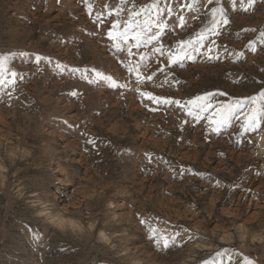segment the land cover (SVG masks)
Here are the masks:
<instances>
[{
	"label": "rangeland",
	"instance_id": "rangeland-1",
	"mask_svg": "<svg viewBox=\"0 0 264 264\" xmlns=\"http://www.w3.org/2000/svg\"><path fill=\"white\" fill-rule=\"evenodd\" d=\"M151 2L117 16L118 0H0V264H264V116L237 146L242 116L212 131L197 108L205 96L264 108V0H221L216 32L206 0H159L171 16L141 11ZM149 35L164 56L134 46Z\"/></svg>",
	"mask_w": 264,
	"mask_h": 264
},
{
	"label": "snow or ice",
	"instance_id": "snow-or-ice-1",
	"mask_svg": "<svg viewBox=\"0 0 264 264\" xmlns=\"http://www.w3.org/2000/svg\"><path fill=\"white\" fill-rule=\"evenodd\" d=\"M57 3L60 2V0H56ZM87 2V0H85ZM130 2V0H118V4L116 5V11H117V16H119V13L124 10L126 5ZM235 2V0H233ZM241 4L247 3L248 5H251L254 3V0H240ZM197 3V0H191L190 3L186 4H181L179 7L182 9L184 7H187L189 9H194L195 4ZM206 4L212 6L210 9L211 17H212V27L208 30L210 32H216L217 30V25L223 24V25H228L229 24V19L226 16V13L224 12V9L222 7H219L221 4V0H206ZM143 12H147L149 16L152 15V12H155L156 16H160L161 13H165L166 15L171 16L172 15V9H162L159 6V0H152V2L146 6L145 8L141 9ZM140 15V11H136V5L133 4L132 8L128 10V19L124 22L123 24V32L121 33V36L127 37L131 28V24L134 21L135 17H138ZM154 18V17H153ZM100 21V17H97V22ZM177 25L179 27H185L187 26V20L181 13L177 17ZM121 25L118 23H111L110 24V29L107 32V37L109 40H114L115 39V32L120 29ZM157 29L158 32H161L164 30V24L161 21H157ZM145 32H147V29H144ZM138 36L140 35L139 33L137 34ZM201 40L204 38L203 33H198L197 34ZM261 36L264 37V32L261 33ZM136 39L135 47L139 48L141 43H143L145 46L148 44H153V42H159V36L158 35H149L145 39L141 40L139 38H134ZM116 47H120L119 44L115 45ZM124 47L128 53V55H132V50L131 48L127 47L126 40L124 42ZM201 47H206V45L200 44L198 42L197 45L192 46V51L196 55H201L202 53L200 52ZM153 55H158V56H164L165 55V48L163 45H161L159 48H156L155 45L153 44V50H152ZM20 55H24V53H20ZM192 58V57H189ZM211 59L210 57H208ZM7 59V57H0V69L3 68L4 61ZM43 58L37 57V63L41 62ZM147 57L141 56L140 61L137 62L135 65V70L137 72L141 71L143 68L149 67V64L147 62ZM176 60L172 57H169L168 63L169 65L172 63H175ZM59 67V65H57ZM128 71L131 73L133 71V68L129 66ZM155 72H159L160 74L164 75V69L158 68L154 70ZM10 75L15 78L18 75L22 77V74H18L15 71H12ZM96 78L98 80L104 81L107 83V86L110 88H117V87H124L123 85H118L111 76H106L103 73L96 72L95 73ZM88 77H85L87 79ZM147 80L148 81H153L154 82V75L153 73H149L147 75ZM5 83V81L0 80V85ZM11 83H15V80L13 79ZM78 93L76 91H72L71 95L75 97ZM141 98L147 97L148 99L152 100L154 103H156L157 108L163 106L164 104L171 105L173 103L179 105L180 102L178 101H172L171 99H162L160 97H155V96H150L149 93L147 92H141L140 94ZM260 95L264 96V92H262ZM197 100L199 103L197 104L198 112L199 113H207V115L203 116V119H206L209 123V127H211L212 131H216L218 128L223 127L227 124H229L234 118L235 119H240L241 116L243 119L241 120L239 124V128L237 129L236 136L233 138L234 142L239 146L240 141L242 138L245 136V134L254 132L258 128H260V123H259V117L264 116V108H257V107H250L248 103L244 100H239L236 101L235 104L232 105H218V106H213L211 103L212 97L210 96H205V97H198ZM256 101V96H252L250 98V103L254 104ZM189 103H194L193 101H189ZM201 116L198 114L197 119H200ZM89 143H94V141H88ZM61 227L65 229H73L75 230L77 225L72 224L71 222H61ZM171 246H176L179 247L180 245L176 244L175 237L172 238L171 240ZM163 248L165 250L170 248V241L165 239L163 242ZM219 255V253H218ZM207 264V262H205ZM245 264H251L250 261H245Z\"/></svg>",
	"mask_w": 264,
	"mask_h": 264
},
{
	"label": "bare ground",
	"instance_id": "bare-ground-1",
	"mask_svg": "<svg viewBox=\"0 0 264 264\" xmlns=\"http://www.w3.org/2000/svg\"><path fill=\"white\" fill-rule=\"evenodd\" d=\"M57 222H58V224L59 225H61V222L63 221V222H67V221H65L64 219H62V218H58L57 220H56ZM70 222V221H69ZM73 222V221H72Z\"/></svg>",
	"mask_w": 264,
	"mask_h": 264
}]
</instances>
